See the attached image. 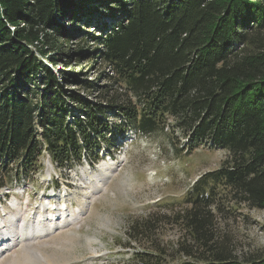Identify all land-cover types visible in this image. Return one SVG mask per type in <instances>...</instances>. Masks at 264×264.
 I'll return each mask as SVG.
<instances>
[{
    "label": "trees",
    "instance_id": "16d2710c",
    "mask_svg": "<svg viewBox=\"0 0 264 264\" xmlns=\"http://www.w3.org/2000/svg\"><path fill=\"white\" fill-rule=\"evenodd\" d=\"M121 130L227 152L178 203L131 220L127 244L144 243L130 264H264L226 227L239 206L264 209V0H0L3 175L31 178L43 149L58 167L93 163Z\"/></svg>",
    "mask_w": 264,
    "mask_h": 264
},
{
    "label": "rangeland",
    "instance_id": "374dc122",
    "mask_svg": "<svg viewBox=\"0 0 264 264\" xmlns=\"http://www.w3.org/2000/svg\"><path fill=\"white\" fill-rule=\"evenodd\" d=\"M99 17L108 23L119 20V16L104 12ZM70 66L73 70V65ZM94 74L88 78L94 79ZM105 83L101 79L98 81L99 86ZM109 120L114 126V119ZM108 137L111 146L100 147L94 165L85 157L74 167H58L49 151L43 149L37 172L31 178L21 176L16 166L9 168L5 176L0 171V177L3 175L1 178L8 183L0 186V217L4 218L0 219V228L4 232H7L2 227L4 223L11 222L13 228L22 220L28 223L35 219L36 207L44 212L41 211L39 218L44 215L50 218L43 222L49 226L39 231L41 234L21 242L20 238L15 239L17 242L11 241L3 247L0 264H130L129 258L142 249L140 245L144 243L141 240L127 244L131 220L145 217L160 205H163L161 210L166 211L172 202L178 203L190 185L201 174L217 168L227 154L225 150L206 146L189 153H176L164 133L139 136L133 130L125 133L121 130ZM119 144L120 152L109 161L108 154L110 156ZM105 173L108 176L104 180ZM51 186L65 190L70 199L62 214L57 209L52 210L56 198L44 197L39 191ZM15 203L22 207L17 210L13 207ZM67 213L78 218L72 216L70 219ZM235 213L237 216L227 221L226 227L236 245L264 253V209L242 205ZM59 217L63 220L59 221ZM64 220L66 225H62ZM58 222L62 226H58ZM47 229L49 233L42 235ZM178 236L177 228L167 226L158 239L168 245ZM164 261L173 263L165 259L161 263Z\"/></svg>",
    "mask_w": 264,
    "mask_h": 264
},
{
    "label": "bare ground",
    "instance_id": "6f19581e",
    "mask_svg": "<svg viewBox=\"0 0 264 264\" xmlns=\"http://www.w3.org/2000/svg\"><path fill=\"white\" fill-rule=\"evenodd\" d=\"M127 131H129L130 132V130H124V133L125 132H127ZM128 134L129 133H127L125 136H128ZM109 171V170H108ZM107 171V172H108ZM106 172V171H105ZM103 175H105L102 179H104L105 177H106V173L105 174H103ZM108 176V175H107ZM105 180V179H104ZM54 195H49V197H53ZM47 205L48 206H50V204L49 203H47ZM15 206L17 207V210L18 209H20L22 206H19V204L18 203H15ZM45 208V207H44ZM36 217H35V219H33V220H31L30 222H23V220L21 221V223H18L15 227H11V225H10V223H4L3 224V226L2 227H4L6 230H7V232L5 231H3L2 230V228H0L1 230H2V232L0 231V250L3 248V247H7V245L9 244V242L10 241H13V242H15V239H18V238H20L18 241L19 242H21V241H23V240H26V239H28V238H31V236H34L35 234H37V233H40L39 231H41L42 229H44V228H47L49 225L48 224H44L43 222L45 221V220H50V218H48V216H43L42 218L40 217H38V216H40V213H41V211H42V213L44 214V212H43V210H40L39 209V207H36ZM16 210V209H15ZM53 210V209H52ZM34 212V213H35ZM48 212V211H47ZM64 212V211H63ZM38 213V214H37ZM16 215V214H15ZM64 216V214L63 215H61V217H63ZM13 217V216H12ZM38 217V218H37ZM28 218V217H27ZM54 218V217H53ZM16 220H18V219H15V221ZM13 223V222H12ZM0 224H1V222H0ZM43 224V225H42ZM20 225H22V227H20ZM1 226V225H0ZM50 226H51V224H50ZM58 226H62L61 225V222H58ZM15 228L17 229V230H15ZM45 230V229H44ZM38 231V232H37ZM49 230L47 229L46 231H42V233H44V234H48L49 232H48ZM15 234H17L16 235V237H15ZM41 234V233H40ZM36 236V235H35ZM33 238V237H32ZM17 241V240H16ZM3 243H4V246H3ZM2 255H0V257H1Z\"/></svg>",
    "mask_w": 264,
    "mask_h": 264
}]
</instances>
